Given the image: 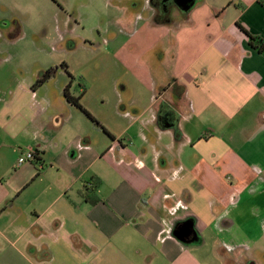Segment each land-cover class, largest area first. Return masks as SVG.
<instances>
[{
  "label": "crops",
  "instance_id": "1",
  "mask_svg": "<svg viewBox=\"0 0 264 264\" xmlns=\"http://www.w3.org/2000/svg\"><path fill=\"white\" fill-rule=\"evenodd\" d=\"M148 7L157 40L112 57L150 92H71L97 123L64 91L0 97V130L41 160L0 172V264H264V54L242 30L264 41V0ZM198 30L201 49L180 40Z\"/></svg>",
  "mask_w": 264,
  "mask_h": 264
},
{
  "label": "rangeland",
  "instance_id": "2",
  "mask_svg": "<svg viewBox=\"0 0 264 264\" xmlns=\"http://www.w3.org/2000/svg\"><path fill=\"white\" fill-rule=\"evenodd\" d=\"M149 1L0 0L1 100L10 102L27 92H63L71 81V92H82V83L95 107L102 104L101 92H108L109 103L115 102L114 92H150L148 80L138 74L140 69L112 57L115 47L157 40L155 30L147 27ZM134 27L137 33L131 36L125 29ZM192 38L197 39L199 49L207 42L199 30L180 35L181 41ZM51 67H58L54 78L34 89ZM5 140L14 150L1 146ZM24 141L7 138L0 130V172L5 182L33 166L27 162L17 167L19 150L28 148ZM6 171L11 175H5Z\"/></svg>",
  "mask_w": 264,
  "mask_h": 264
},
{
  "label": "trees",
  "instance_id": "3",
  "mask_svg": "<svg viewBox=\"0 0 264 264\" xmlns=\"http://www.w3.org/2000/svg\"><path fill=\"white\" fill-rule=\"evenodd\" d=\"M242 30L246 33V35L249 37V43L252 46V48H254L255 50H257L259 53L264 54V41L259 38V37H254L252 35H250L246 30H244L242 28ZM65 70L68 72L67 66L65 64L62 65ZM58 70V67H51L48 70L45 71V73L42 75V77L37 81V83L35 84V86L33 87L34 89L36 87H40L42 85H44L45 83H47L48 81H50L51 79L54 78V76L56 75ZM70 75V74H69ZM72 77V76H71ZM80 87L81 89H85V87L83 86L82 83H80ZM71 89V84H69L65 90H64V95L66 98V101L80 109L81 111H83L88 117H91V115L84 109V107L81 104V99H82V95L81 96H74L72 95V93L70 92ZM93 120V119H92ZM95 123H97L95 120H93ZM36 162H41V160L39 158H36L35 160ZM34 161V162H35ZM33 162V163H34ZM37 168V167H36ZM38 172L36 174V176L39 175V168H37ZM101 185V180L100 179H93L92 181L88 182L82 189L81 191V195L84 199L90 201L92 204H95L99 201V198H97L95 195L97 194V191L99 189ZM91 198H94L92 200H89Z\"/></svg>",
  "mask_w": 264,
  "mask_h": 264
},
{
  "label": "flooded vegetation",
  "instance_id": "4",
  "mask_svg": "<svg viewBox=\"0 0 264 264\" xmlns=\"http://www.w3.org/2000/svg\"><path fill=\"white\" fill-rule=\"evenodd\" d=\"M151 4L154 10L156 11V14L161 17L162 15H166L167 13H169L170 11L174 9H179V8L187 9L191 5V2L189 0H151ZM69 76L71 80H74V77L71 74ZM69 84H71L72 86V81ZM79 86H80V83H79ZM70 92H71V89H70Z\"/></svg>",
  "mask_w": 264,
  "mask_h": 264
},
{
  "label": "water",
  "instance_id": "5",
  "mask_svg": "<svg viewBox=\"0 0 264 264\" xmlns=\"http://www.w3.org/2000/svg\"><path fill=\"white\" fill-rule=\"evenodd\" d=\"M191 2V5H194L195 0H189ZM190 5V6H191ZM174 235L175 237L180 240L182 243H189L190 240V236L194 235L196 236V232L195 230H193L192 224L190 223H185L184 225L178 227L175 231H174Z\"/></svg>",
  "mask_w": 264,
  "mask_h": 264
},
{
  "label": "built area",
  "instance_id": "6",
  "mask_svg": "<svg viewBox=\"0 0 264 264\" xmlns=\"http://www.w3.org/2000/svg\"><path fill=\"white\" fill-rule=\"evenodd\" d=\"M36 158H38V152L34 149H31V148L27 149L20 156L18 163H17V167H21L22 165H24L27 162L33 163L36 160Z\"/></svg>",
  "mask_w": 264,
  "mask_h": 264
}]
</instances>
